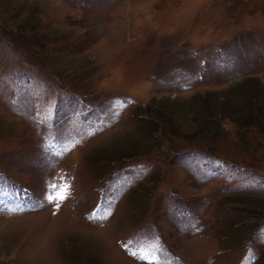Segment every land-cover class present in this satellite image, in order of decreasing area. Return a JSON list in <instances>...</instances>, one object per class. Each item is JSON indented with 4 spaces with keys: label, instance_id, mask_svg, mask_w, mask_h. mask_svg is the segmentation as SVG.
I'll return each instance as SVG.
<instances>
[{
    "label": "rangeland",
    "instance_id": "1",
    "mask_svg": "<svg viewBox=\"0 0 264 264\" xmlns=\"http://www.w3.org/2000/svg\"><path fill=\"white\" fill-rule=\"evenodd\" d=\"M0 264H264V0H0Z\"/></svg>",
    "mask_w": 264,
    "mask_h": 264
}]
</instances>
